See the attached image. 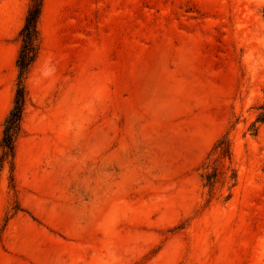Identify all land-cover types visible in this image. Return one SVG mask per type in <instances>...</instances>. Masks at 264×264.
<instances>
[{"label": "rangeland", "instance_id": "374dc122", "mask_svg": "<svg viewBox=\"0 0 264 264\" xmlns=\"http://www.w3.org/2000/svg\"><path fill=\"white\" fill-rule=\"evenodd\" d=\"M29 4L0 0V141ZM40 32L0 264H264V0H45Z\"/></svg>", "mask_w": 264, "mask_h": 264}, {"label": "trees", "instance_id": "16d2710c", "mask_svg": "<svg viewBox=\"0 0 264 264\" xmlns=\"http://www.w3.org/2000/svg\"><path fill=\"white\" fill-rule=\"evenodd\" d=\"M45 0H30L23 27L19 32L21 47L16 60L18 78L13 106L3 122V132L0 141L1 162L8 161L12 166L16 156L17 143L23 134V121L29 100L27 79L35 64L41 49L40 21ZM257 123H264V111L261 112L252 125V131L257 132ZM214 154L217 157L211 171L201 175L203 184L210 191L216 190L219 184L231 183L233 188L237 183V170L234 166L233 151L230 139L224 135L212 148L207 159ZM232 191L227 198H231Z\"/></svg>", "mask_w": 264, "mask_h": 264}]
</instances>
